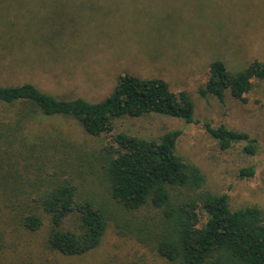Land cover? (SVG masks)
<instances>
[{"label":"rangeland","instance_id":"1","mask_svg":"<svg viewBox=\"0 0 264 264\" xmlns=\"http://www.w3.org/2000/svg\"><path fill=\"white\" fill-rule=\"evenodd\" d=\"M221 61L236 74L252 61L264 62V0H0V85L28 83L58 99L99 102L109 97L120 74L161 79L172 92H187L193 124L150 115L125 118L114 133L157 139L181 131L177 153L197 165L214 194H227L232 209L256 205L264 212V83L238 101L200 97L209 64ZM223 125L246 133L258 152H242L244 142L221 150L206 131ZM60 131L80 151L84 189L106 202L120 222H110L95 251L70 264H169L148 251L127 223L156 216L117 210L99 169L104 137H91L72 119H38L30 132ZM254 167L251 178H239ZM80 178V179H81ZM126 224V225H124ZM131 231V233H129ZM25 256L38 254L46 228L18 232Z\"/></svg>","mask_w":264,"mask_h":264},{"label":"trees","instance_id":"2","mask_svg":"<svg viewBox=\"0 0 264 264\" xmlns=\"http://www.w3.org/2000/svg\"><path fill=\"white\" fill-rule=\"evenodd\" d=\"M261 82L264 62L252 61L232 74L223 62L212 61L198 93L219 103L227 93L246 101ZM193 114L187 92L174 93L156 78L120 74L112 93L99 102L58 99L28 83L0 85V264H70L99 247L110 222L120 227L107 203L84 189L85 164L75 144L60 131H29L38 119L54 117L70 118L86 135L104 137L99 169L117 210L156 211L126 226L134 227L148 251L169 264H264V212L256 205L232 209L227 194L209 192L202 170L177 153L181 131L157 139L114 133L125 118L159 115L193 124ZM205 128L223 151L244 142V154L258 152L246 133L223 125ZM254 174V167L243 168L239 178ZM42 228V249L25 256L15 233Z\"/></svg>","mask_w":264,"mask_h":264}]
</instances>
